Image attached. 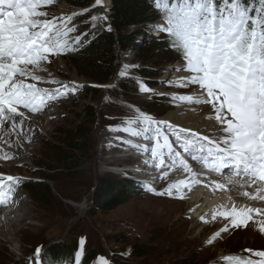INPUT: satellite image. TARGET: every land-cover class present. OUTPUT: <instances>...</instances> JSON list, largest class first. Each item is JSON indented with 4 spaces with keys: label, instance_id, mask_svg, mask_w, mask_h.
Instances as JSON below:
<instances>
[{
    "label": "snow or ice",
    "instance_id": "obj_1",
    "mask_svg": "<svg viewBox=\"0 0 264 264\" xmlns=\"http://www.w3.org/2000/svg\"><path fill=\"white\" fill-rule=\"evenodd\" d=\"M53 2L0 0V125L11 121L9 133L20 135L24 132L27 118L19 110L21 106L29 112H38L48 100L74 93L81 86L75 81H44L60 85L53 90L26 82L29 77L32 81L42 80L34 70L48 71L45 64L53 63L50 57L76 51L87 42L82 37L88 33L70 35L78 32L73 20L81 13L49 19V13L41 10ZM96 6H102L106 13L103 0H95L93 7ZM154 7L161 18L151 25V30L158 34L157 39H160L159 34H164L168 47L179 57L173 65L177 75L167 83L189 90L186 94H156L170 96L181 106L184 103L203 106L202 111L207 113L204 122L213 135L176 128L168 120H156L140 112L137 121L143 127L139 130L125 127L123 131L131 132L134 137L143 136L151 143L132 144L131 140L126 143L132 144L138 152L149 154L144 162L160 169L161 179L167 180L169 176L163 168L171 170L177 167V161L184 172L191 174L190 180L170 183L158 195L172 196L173 190L179 193L184 187L200 183L187 160L174 147L175 143L194 161L216 173L230 167L233 177H247L250 185L258 186L254 194L248 191L242 194L264 200V0H258V6H254V0H154ZM88 11L82 9V13ZM253 12L254 15L250 14ZM106 20V14L90 18L94 29ZM108 31H111L110 26ZM124 74L121 70L120 75ZM138 83L141 93L154 92L143 82ZM109 128L111 130V126ZM164 129L172 130L176 137L174 142L169 140ZM166 156L171 159V165L165 164ZM24 179L27 178L0 174V189L5 188V181L8 182L6 190L0 191V204L8 201L13 185ZM227 182L232 183L233 178L228 177ZM213 183L217 189L225 188V184ZM253 213L264 217V210L260 208L237 210L233 206L230 211L213 212L212 219L224 217L227 222L220 232H227L230 227H249ZM256 223L264 232V218ZM220 232L216 235L219 236ZM84 244L81 238L80 250L75 253L76 264H80ZM39 253L37 248L36 254ZM254 255L259 259L236 255L235 264H264V251H257ZM99 260L100 264H109L104 257Z\"/></svg>",
    "mask_w": 264,
    "mask_h": 264
},
{
    "label": "rangeland",
    "instance_id": "obj_2",
    "mask_svg": "<svg viewBox=\"0 0 264 264\" xmlns=\"http://www.w3.org/2000/svg\"><path fill=\"white\" fill-rule=\"evenodd\" d=\"M104 3L107 6L106 13L102 6L89 9L85 13L89 15L86 23L91 24L90 18L96 14H106L107 20L104 22H109L111 4L109 0H104ZM63 8L67 12H71L68 13L71 15L73 12L78 13L80 7L63 3L57 9L50 10L48 18L61 16ZM104 22L98 24L95 29L93 27L91 29L97 30ZM153 35L158 34L151 30L146 38L148 39L149 36ZM162 36L165 38L164 34ZM50 59L53 60L52 66L59 67L60 76H58V79L71 81L70 73L75 70L82 80L72 79V81L81 86L74 93L60 96L57 99L59 102L56 101L52 104H50L51 101L47 102L45 109L37 113L40 115V120H38L40 125L48 123L49 120L54 121V125H49V128H47L48 134L35 139L33 133H30L25 140L23 139V143L20 142L22 141L21 136L27 135L26 132L30 128L35 131L38 127V123L36 124L35 121L37 116L35 115L26 122V130L20 134L21 136L13 132L15 141L20 142V148H14L10 143H8L9 146L3 144L7 146L6 150L11 148V151L18 152V154L20 151L26 157L21 160L13 156L8 161L0 159V172H8L5 165L9 164L12 170L11 175L27 179L13 185L16 187L17 195H21L24 201L18 206V210L16 209L17 213L20 209V213L25 219L15 227V229L18 227L16 230H20L21 233H15L13 229H7L3 231V234L0 233V264H16L22 260H26L28 264H37L41 254L46 253V250L53 244L63 241L66 237L78 240L74 248V260L75 253L80 250L79 241L83 238L85 241L84 253L80 261L86 253L94 251V264H100V257L106 258L109 264H171L178 257L188 256L191 253H196L198 261L213 264L215 260L221 261L222 258L225 259L230 254L251 258L255 256V252L264 251V232L259 230L260 226L256 223L257 220L249 221V227L247 228L233 229L230 227L227 232L217 238L215 243H209L210 240L208 239L217 230L215 224L212 225V222L210 224L209 219L192 223L194 214L189 211L187 200L179 201L178 197L167 198L154 195L153 190H163L159 186L162 183L161 180L150 184L140 180L145 177H138L135 172L125 173L118 170L114 166L119 165L122 161L114 160V163L113 160H109L108 156L112 153L110 146H102L103 142L109 141L112 135V126L118 124L122 117L125 119L129 115L137 116L140 112L150 116L165 117L170 111L174 110L175 101L172 97L158 94L145 96L140 92L138 82H143L149 89L156 90L157 93L176 92L186 94L189 91L188 89H179L170 85L166 79L167 74L174 71L173 65L177 63L179 57L175 60L170 58L157 59L145 63L146 67H150L152 71L149 72L148 77H141L130 71L132 67H141V64H143L142 59L135 52L127 51L123 54L120 71L116 78L126 83L127 88L120 89V87H117L111 90V86L106 88L103 86L99 87V93L94 94L84 91L88 80L80 74L72 58L62 54L50 57ZM48 65L45 64V67L47 68ZM126 65L128 67H125ZM121 70L124 71V75H120ZM34 71L40 72L38 70ZM42 72L46 73V71ZM50 73L51 77L54 76L52 75L53 72ZM26 82L36 83L37 85L43 84L32 81L30 77L26 79ZM152 102H155V105L152 106L157 112L150 110L152 107H149V104ZM87 104H92L95 107L98 117L93 124L92 148L87 152L83 160V166L78 169L79 173L74 176H68L60 170L49 173L51 178L47 181L51 186V195L47 197L46 202H43L39 194H35L27 184L23 186L22 184L40 180L41 176L46 173L44 162H50L54 156L53 145L61 138V132L80 122ZM51 106L55 107V111H57H49ZM137 106L142 107V111L135 109ZM28 123L30 125H27ZM127 123L122 124L128 126ZM109 126H111V130ZM103 130L110 132V136L102 138L101 132ZM30 143L33 145L31 146ZM27 145L30 146L29 149ZM129 177L138 178V180H135L141 184L138 186L140 190L135 195H132L128 201L115 209L95 210L94 194L100 180L103 178H112L115 181L130 180ZM132 179L131 181H134ZM86 202L88 205L85 211L81 213L78 206ZM25 205L26 207H24ZM24 208H26L25 212H21ZM14 217L13 214L9 215V218ZM1 224L0 221V226ZM15 235L18 237V241L15 243L18 248H15L8 240L15 239ZM137 240L141 243L155 240L152 243L153 246L150 245L151 249L154 250L151 256L132 257L134 241ZM37 248L40 249L39 255L36 254ZM74 264H76V260Z\"/></svg>",
    "mask_w": 264,
    "mask_h": 264
},
{
    "label": "trees",
    "instance_id": "obj_3",
    "mask_svg": "<svg viewBox=\"0 0 264 264\" xmlns=\"http://www.w3.org/2000/svg\"><path fill=\"white\" fill-rule=\"evenodd\" d=\"M110 6V28L108 31V22H104L97 30H90L89 25L81 24L78 26V32L88 33L82 37L87 41L79 47L78 50L66 54L72 58L81 75L87 80L84 91L87 93H99L98 85L106 84L114 79L118 67L122 61V54L127 51L135 52L141 59V67L133 68V73L140 76H149L152 71L150 67H146L145 63L152 62L157 59H178L177 53L168 47L164 36L160 35V39L149 35V29L161 14L154 7V0H109ZM95 0H54L53 4L47 5L48 8H56L59 4L68 3L71 6L88 7ZM253 2V0H249ZM254 4L258 5V0H254ZM254 15L255 13H250ZM87 17L86 14L78 16L77 21H82ZM93 33H95L93 35ZM125 89L127 84L118 80L111 90L115 88ZM152 112L157 110L152 105ZM95 107L92 104L85 105L84 116L80 122L64 132H61V138L53 145L54 156L50 162H44L46 173L41 176L40 180L26 183L35 194L43 202L47 201V197L51 195V186L49 180L50 172L60 170L68 176H74L79 173V168L83 166V160L92 148L93 141V124L97 121ZM131 184H130V183ZM139 191V187L135 181L116 180L112 178H103L99 181L98 187L94 194L95 210H112L124 204L128 199ZM98 194V196H97ZM117 238V236H115ZM78 240L76 238L66 237L63 241L56 242L46 253L41 255L43 264H70L73 262L74 248ZM155 240L141 243L134 241L132 257H147L154 252L150 245ZM153 246V245H152ZM95 252L86 253L81 264H94ZM94 254V255H93ZM215 260L213 264H226ZM235 263V262H234ZM16 264H28L26 260L17 262ZM171 264H205L198 261L196 253L188 256H180Z\"/></svg>",
    "mask_w": 264,
    "mask_h": 264
},
{
    "label": "bare ground",
    "instance_id": "obj_4",
    "mask_svg": "<svg viewBox=\"0 0 264 264\" xmlns=\"http://www.w3.org/2000/svg\"><path fill=\"white\" fill-rule=\"evenodd\" d=\"M61 13L67 14V13H71V12H67V10L63 8ZM49 65H51V64H49ZM49 65L47 67L48 71H46V73L42 72L40 70H38L40 72H36L37 75H40L42 73V75H40L42 77V80L39 82L43 83V84H40L37 86L54 90V89L60 87V85L52 84V83H45L44 81H51L52 79H58V76H60V73L58 70L59 67L58 66H52V65L49 66ZM49 72H53L54 74H52V75H54V76H52V77L47 76L49 74ZM70 75H71L70 76L71 81H72V79L77 80V81L82 80L80 77H78L77 72L75 70H73L70 73ZM176 75H177V73L175 71H171L167 74L166 79L167 80L172 79ZM58 80L64 81L61 79H58ZM71 81H69L68 79H65V82H71ZM151 90H153V89H151ZM156 93H157V91L154 90V92L151 94H147V93H143V94L145 96H153ZM57 99L48 100L47 102L51 101L50 104H52L56 101L59 102ZM127 102H125V103H127ZM45 106L38 112H29L27 109H24L27 121H29L32 116H35V115L37 116L35 118V121H36V124L38 123V127L36 128L35 131H32V128H30L29 131L26 132L27 135H23V136L20 135L22 138V141H20L21 143H23V139L25 140V138H27L28 134H30V133L31 134L33 133L35 139H37L38 137H43L44 135L48 134V129H47V128H49L48 126L52 125V124L54 125V121H52V120H49L48 123H46V124L41 123L42 125H40V123L38 121V120H40V115H38L37 113L42 112L45 109ZM49 108H50L49 111H52V112L57 111V110L55 111V107H53V106H51ZM202 108H203V106L196 105L195 103H193L192 105H188V104L184 103L183 106H181L180 103L175 101L174 110L170 111L169 114L165 117L162 116V117L154 118V119H156V120H168L169 123L173 124L175 127L177 126V128L189 129L190 131L198 132L201 135L212 136L213 135L212 130L210 128L206 127V124H205L204 119H203L204 116L207 115V113H204L202 111ZM135 109L142 110V107L137 106V107H135ZM52 112H51V115H52ZM137 116H139V115H137ZM137 116L134 115L132 117H129V116L126 117V119H130L131 122L136 121V123H132L133 124L132 126H126V125L122 124L121 123V120L123 119V117H122V119L119 120L118 124L112 126V131H111L112 135L111 136H110V132L108 133L107 131H104V130L101 132L102 138H104L106 136H110L109 141L103 142V144H102V146H104V145L110 146V151L112 153H110V155L108 156L109 160H113V162H114V160H119V162H121V161L123 162L124 160H126L122 155L123 151L119 150V148H118L120 145L128 144V143H126V141L131 140L132 144H150L151 143L149 141H146L143 138V136L134 137V136H132L131 132L123 131V129L125 127L137 128V130H139V128L143 127V125L139 124V121H137ZM11 123H12L11 121H7V122H5V124L0 125V131H1V133H0V159L4 160V161L10 160V158H12V156L18 160L25 159V157H26L22 154V152L20 153V151L18 154L17 151H16L17 153L13 152V150L11 151V148H8L6 150L7 146L3 145V144L8 145V143H10V145L12 147H14V148L16 147L17 149L20 148V144H19L20 142L15 141L16 139H14L15 136H13L14 135L13 132L9 133ZM27 125H30V124L28 123ZM25 130H26V125H24V131ZM166 131H168V133H169V131H172V130L166 129ZM174 136H175V134L173 133V137ZM135 139H139L141 141L138 142ZM143 141H144V143H143ZM12 142H13V144H11ZM37 143H38V141H37ZM132 144H129V145H131V148L134 150H137L136 148H134L132 146ZM30 145H31V143H30ZM29 148H30V146H28V149ZM28 149H27V151L30 152ZM187 154L190 155L189 153H187ZM6 156H8L10 158H5ZM22 157H24V158H22ZM15 160H14V162H15ZM191 160L194 162V165H196V166L201 164L197 161H194L193 159H191ZM131 161L138 163V166H141V171L139 173H137V176L150 177L149 179L142 178L143 180L150 181V184H154L157 182V180H161L162 184L160 185V187L163 190L166 189L170 183H175L176 181H179V180H190L191 179V174L184 172L183 168L181 166H179V161H177V167L175 169L169 170L168 167H164L163 171H168V173L170 174L168 176L167 180L160 178L161 177V170L160 169L156 168V170H152V171H150V169H147V166H149V165L152 166L154 164L145 163L144 160L139 158V157L132 158ZM166 165H169V164L167 163ZM5 167H7L5 169L8 172H10L9 174H12V172H11L12 170H11L10 165L9 164L5 165ZM226 171H227L226 173L231 174V176L233 178L232 183H228L226 180L217 179V181H216V179H208V178H206L207 176L204 177L201 172L199 173L198 169H197L196 171H192V172H194L196 174L199 173L196 175V179L199 180L200 183H193L190 188L184 187L182 189V191L179 193H176V191L174 190L173 191L174 194L172 196L163 195L167 198L178 197L179 201L187 200L188 201L187 202L188 209L190 212H192V214H194L193 217L191 216L192 217V223L209 219L210 224H211V222H212V225L215 224L217 226V228H216L217 230L208 239L213 243L216 242L218 237H221L224 234V232H220V229L223 228L224 224L227 222L224 217H220V216H217V219L213 220L212 219L213 212L230 211L231 208L233 207L232 206L233 202H235V204H239L237 210H240L241 207H245V209L260 208V209L264 210V200L252 199L250 196H244L242 194L244 191H248L249 193L254 194L257 185H250L248 182H246L241 177H233V172H232L231 168L227 169ZM8 172L3 171V173H8ZM174 176H178V177H180V179L176 180L174 178ZM214 180L216 181V183L225 184V188L224 189L215 188V184L213 183ZM13 188H14V190L10 193V196L12 197L11 200L8 199V201L6 203L0 204V221L2 223L0 226V233L1 234H3V231H5L7 229H9V230L13 229L15 231V233L19 234L20 230H16L18 227L16 229H15V227H16V225L20 224L25 219V217L22 215V213H20V209L18 211L19 214L17 213L18 206H20V204L24 201L22 200L21 195H17L16 187L13 186ZM232 189H233V191H231ZM160 191H162V190L157 189V190L153 191V194L158 195L157 193H159ZM87 202L83 205L78 206V209L81 213L85 211V208L89 203V202L88 203ZM6 207H8V209H6ZM24 207H26V205ZM25 209L26 208L22 209L21 212L22 211L25 212L24 211ZM12 214L15 215V217H16V218L14 217L15 219L9 218V215H12ZM252 215H253V220H259V219L264 218V217H260V216L257 217L255 213H253ZM201 217H203V219H201ZM253 220H251V221H253ZM204 227H206V226H204ZM217 232H220L219 236L216 235ZM6 233H4V234H6ZM17 239H18V237L16 236L15 239L11 238L8 240L12 243L13 246H15L16 245L15 243H17V241H18ZM15 248H18V247L15 246Z\"/></svg>",
    "mask_w": 264,
    "mask_h": 264
},
{
    "label": "water",
    "instance_id": "obj_5",
    "mask_svg": "<svg viewBox=\"0 0 264 264\" xmlns=\"http://www.w3.org/2000/svg\"><path fill=\"white\" fill-rule=\"evenodd\" d=\"M107 85H109V84H107Z\"/></svg>",
    "mask_w": 264,
    "mask_h": 264
}]
</instances>
